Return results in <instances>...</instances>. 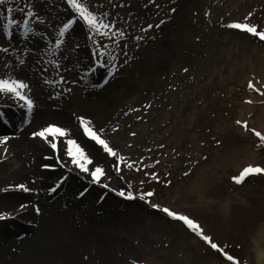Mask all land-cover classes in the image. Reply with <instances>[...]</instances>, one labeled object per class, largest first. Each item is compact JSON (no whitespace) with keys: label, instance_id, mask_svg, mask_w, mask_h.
<instances>
[{"label":"rangeland","instance_id":"obj_1","mask_svg":"<svg viewBox=\"0 0 264 264\" xmlns=\"http://www.w3.org/2000/svg\"><path fill=\"white\" fill-rule=\"evenodd\" d=\"M83 2L112 26L109 35L89 30L67 0L0 5V79L27 84L23 94L33 108L54 100L68 109L76 131L86 137L81 125L90 110L86 98L111 90L107 79L92 78L97 71L108 73L110 63L118 79L138 82L152 58L171 53V67L161 74L172 104L157 125L133 119L120 143L140 137L142 156L125 159L123 167L112 161L104 171L107 188L112 184L142 202L123 199L100 211L121 223L112 253L121 264H232L228 255L239 264H258L257 251L264 248V174L239 184L234 178L246 167L264 168V144L254 134L264 135V41L228 25L264 32V0ZM25 22L30 32L25 33ZM4 96L0 93V110L9 107ZM17 103L24 107L17 97L12 107ZM81 205L92 208L93 202ZM20 207L10 206L0 220ZM164 208L199 224L221 251Z\"/></svg>","mask_w":264,"mask_h":264},{"label":"bare ground","instance_id":"obj_2","mask_svg":"<svg viewBox=\"0 0 264 264\" xmlns=\"http://www.w3.org/2000/svg\"><path fill=\"white\" fill-rule=\"evenodd\" d=\"M73 30L77 33V26ZM171 60L169 51L152 58L146 68L148 73L142 70L138 82L118 79V70L110 63L108 73L100 70L92 77L107 79L111 90L86 98L90 110L85 121L117 153L115 157L78 133L69 110L56 107V101H46L47 105L41 102L42 108H33L29 113L23 100L24 107L17 103L13 108L15 96L4 93V104L9 107L0 110V140L7 139L6 144H0V216L12 205L21 207L13 216L0 220V264H121L119 256L111 251L121 223L114 214L112 217L100 211L123 199L142 202L119 195L122 190L112 184L105 187L102 179L94 182L90 173L97 167L105 171L112 161L123 167L125 159L142 156L140 137L129 138L124 145L120 141L133 119L156 124L172 104L168 87H163L164 73L161 74L171 67ZM47 119L52 122L45 123ZM48 126H58L67 135L57 140L49 137L50 142L34 136ZM154 131L150 129V133ZM69 139L76 141L92 161L89 172L72 163L67 154ZM53 142L57 144L55 149ZM3 186L10 189L2 190ZM82 200L92 201V208L82 206ZM256 256L258 264H264V248H259Z\"/></svg>","mask_w":264,"mask_h":264},{"label":"snow or ice","instance_id":"obj_3","mask_svg":"<svg viewBox=\"0 0 264 264\" xmlns=\"http://www.w3.org/2000/svg\"><path fill=\"white\" fill-rule=\"evenodd\" d=\"M4 3H6V0H0V5H3ZM67 3L70 6V8L76 13L79 19L82 20L84 24L88 27V29L91 30L94 34H100V35H105V36L109 35V32L107 30L112 26L108 23H105L96 14L91 12L88 6L86 5V3L83 2V0H67ZM9 11H11V9H9ZM75 22L76 21H72L64 26V28L59 33L61 38L65 35L66 32L69 31V29L73 26ZM228 27L240 29L241 31L250 33L253 36H256L260 40L264 41V32L258 31L255 26L234 23V24L228 25ZM24 29H25V33L31 31V29L28 27L27 22L24 23ZM61 42L62 41L57 42L56 44L57 48L60 46ZM27 87H28L27 84L21 81H17L15 79H0V93L13 94L18 99L23 100L25 104L27 105L28 112L31 113L34 107V103L31 99H29L27 96L23 94V90L27 89ZM250 87H252L251 84H250ZM81 124L84 127L85 134L89 136V138L93 139L94 141H96V143L100 144L104 148V150L109 153V155H112L114 157L117 155V153L108 146L107 142L101 139L100 136L91 127H89V124H90L89 121H85L83 118H81ZM244 127L247 129V124H244ZM254 134L257 137H259L262 144H264V135H261V133L259 132H255ZM66 135H67L66 130L61 129L58 126H48L44 128L43 130L37 133H34V136H38L45 141H48L49 137H52L53 140H57L60 137H64ZM6 143H7L6 138L3 140H0V144H6ZM67 145H68L67 154L71 158L72 163L75 166H77L81 171L89 172L88 165H90L92 161L89 159V157L84 152V150L76 143V141L71 140V139L67 140ZM52 147L54 149L57 148V144L53 142ZM122 160L123 158H121V161ZM131 166L132 165H129V167ZM90 174L92 176L93 181L96 183H100L101 179L105 175L104 170L99 167H97L94 171H91ZM255 174H264V168L252 167V166L246 167L238 177L234 178V181L235 183L239 184V183H242L247 176L255 175ZM104 186L107 187V185H104ZM20 187L23 188L24 186L21 185ZM24 190L27 191L28 189L24 188ZM119 195L125 196V193L121 191ZM147 195L151 196L153 195V193L149 192L147 193ZM126 198L134 199L135 197L131 193H129L126 195ZM161 210L165 212L171 218L178 220V221H182L197 236H199L201 239H203L208 244H210V246L213 249L221 251L218 245L212 242L210 237L204 235L203 230L200 227V225L194 222L193 220H191L189 217L175 213L168 208H164ZM226 258L227 260L231 261L232 264H239V262L236 261L230 255L226 256Z\"/></svg>","mask_w":264,"mask_h":264}]
</instances>
